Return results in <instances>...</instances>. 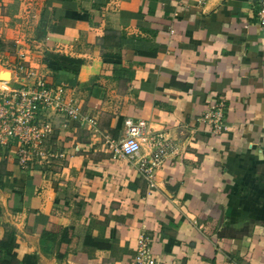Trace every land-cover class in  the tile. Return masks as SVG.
Here are the masks:
<instances>
[{"label": "crops", "instance_id": "obj_1", "mask_svg": "<svg viewBox=\"0 0 264 264\" xmlns=\"http://www.w3.org/2000/svg\"><path fill=\"white\" fill-rule=\"evenodd\" d=\"M259 9L46 0L34 65L78 115L44 112L57 117L53 154L27 165L0 145V264H133L143 234L166 263L264 264ZM9 54L0 47V88L17 85ZM219 108L217 124L208 112ZM129 118L162 144L144 139L145 158L164 149L154 185L116 150Z\"/></svg>", "mask_w": 264, "mask_h": 264}, {"label": "built area", "instance_id": "obj_2", "mask_svg": "<svg viewBox=\"0 0 264 264\" xmlns=\"http://www.w3.org/2000/svg\"><path fill=\"white\" fill-rule=\"evenodd\" d=\"M259 19L264 25V0H259ZM15 55L5 61L17 85L10 88H0V145L11 147L16 143L18 158L23 165L35 161L31 157L21 140H27L36 148L38 144L42 154L48 153L44 138L52 131L50 121L43 118L44 112L68 113L71 117H77L78 108L71 100L63 97L62 87L48 84L45 77L40 75L34 65L30 49L19 43L14 45ZM221 110L210 109L208 117L213 118L217 124L221 123ZM147 122L144 119L126 120V135L119 141L116 150L126 156L132 164L137 166L143 174H146L151 185L152 170L157 166L158 158L164 154V149L159 148L154 154V159H147L141 154L142 141L149 137L152 144L162 145L157 136H149ZM15 139L18 141L16 142ZM46 143V142H45ZM168 146V144H165ZM34 148V150H35ZM160 161V160H159ZM133 264H178L166 263L164 259L152 251V239L143 234L136 248Z\"/></svg>", "mask_w": 264, "mask_h": 264}, {"label": "rangeland", "instance_id": "obj_3", "mask_svg": "<svg viewBox=\"0 0 264 264\" xmlns=\"http://www.w3.org/2000/svg\"><path fill=\"white\" fill-rule=\"evenodd\" d=\"M45 2L46 0H0V47L6 46V49L10 50L9 56H14L16 54L14 43L15 41L17 42V40H24L25 38L27 39L25 42L30 46L29 49L32 50L34 47L35 49L37 48L36 46H33V44L37 45L38 42L36 39H41L37 33ZM15 36H18V38L16 39ZM14 38L16 39L15 41H13ZM29 46L26 48L28 49ZM31 50L29 53L31 52V56L33 57ZM51 113L56 115V112ZM54 118L56 121L57 117ZM46 120L50 121L49 118ZM55 121H50L51 124H53V127L52 131L49 132V135L44 138L45 142L46 140L47 142H51L52 140L55 131ZM15 141L17 142L18 140L15 139ZM21 141V144L27 150L28 155L31 154L30 156L35 159H42L45 156L53 154V152H50L49 147H47L48 153L42 154V149L39 148L42 147L40 144L35 148L32 143L27 142V140ZM45 142H43V145H46ZM15 145L16 143L11 145V147L16 150L18 156L19 148Z\"/></svg>", "mask_w": 264, "mask_h": 264}, {"label": "trees", "instance_id": "obj_4", "mask_svg": "<svg viewBox=\"0 0 264 264\" xmlns=\"http://www.w3.org/2000/svg\"><path fill=\"white\" fill-rule=\"evenodd\" d=\"M7 249L9 250L8 245H7ZM12 255H13V257H15V256H14V253H12ZM10 261H11V260H10ZM0 262H1V261H0ZM4 264H5V263H4Z\"/></svg>", "mask_w": 264, "mask_h": 264}]
</instances>
